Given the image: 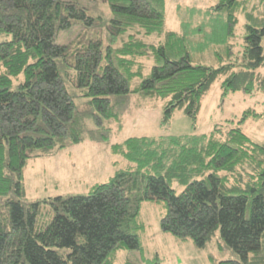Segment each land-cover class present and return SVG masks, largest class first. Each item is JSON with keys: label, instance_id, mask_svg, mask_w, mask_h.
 I'll list each match as a JSON object with an SVG mask.
<instances>
[{"label": "trees", "instance_id": "obj_1", "mask_svg": "<svg viewBox=\"0 0 264 264\" xmlns=\"http://www.w3.org/2000/svg\"><path fill=\"white\" fill-rule=\"evenodd\" d=\"M105 1L112 14L107 42L88 37L63 44L60 32L97 24L80 1L0 0V36L10 37L0 43V264H115L119 250L144 252L137 231L144 227L145 201L164 202L162 230L198 247L220 230L238 259L218 264H264V144L243 130L248 118L261 116L250 109L225 132L216 124L207 134L112 144L129 166L88 194L45 199L54 216L39 227L41 201H25L28 159L85 139L68 83L90 98L95 141L110 138L106 122L122 126L120 99L131 93L166 100L164 126L176 110L196 125L202 99L219 78L224 93L264 92V17L248 13L244 42L238 51L233 44L239 10L248 9L249 0L211 6L227 15L224 30L212 26L216 43L225 46L216 53L217 67L193 61L187 31L166 29V0ZM155 34L164 40L148 43Z\"/></svg>", "mask_w": 264, "mask_h": 264}, {"label": "rangeland", "instance_id": "obj_2", "mask_svg": "<svg viewBox=\"0 0 264 264\" xmlns=\"http://www.w3.org/2000/svg\"><path fill=\"white\" fill-rule=\"evenodd\" d=\"M76 1H80L88 8L90 15L97 18V24L91 29L79 25L71 30L62 31L57 41L70 44L74 40L82 41L88 37H103L107 42V25L112 18L108 3L105 0ZM216 4L217 0H166V29L180 34L187 31L192 41L190 48L197 53L193 55V61L217 67L222 59H219L216 53H222L225 46L216 43L217 35L211 33L212 26L216 25L220 31L224 30L227 15L211 10V6ZM248 13L264 17V0H249V8L239 10V20L233 37L235 51L241 48L247 34V25L251 23ZM199 26H207V31L201 33L198 30ZM204 37L207 41L202 42ZM9 38L5 35L0 36V43ZM163 40V35L158 34L147 38L148 43ZM229 42L231 43V40ZM223 61L228 60L224 58ZM150 68V64L146 66L147 75ZM259 72L264 74V66ZM222 79L215 81L203 97L196 125L184 111L176 110L169 123L163 126L166 100L131 93L120 99V108L123 112L122 126L119 128L115 120L106 122L111 128L110 138L106 141H95L90 137L98 130L90 112V105L87 104L90 98L84 97L66 78L68 89L82 114L85 139L80 143L52 150L42 156L33 155L28 159L23 170L25 201L28 204L41 201L39 227L48 224L54 216L51 204L45 203V199L88 194L96 183L108 181L116 171L126 169L130 163L112 153L111 145L122 143L130 137L207 134L216 124H222L225 132L230 126L237 125L243 113L250 109L261 116L248 118L243 124V130L253 141L264 144V92L254 90L224 93L221 89ZM238 172L244 174L245 170L240 167ZM166 211L164 202L143 203L140 221L144 227L137 233L144 252L139 249L119 250L115 264H125L127 260L137 264H218L224 260L238 259V255L222 239L220 230L212 236L205 247L196 246L191 238H179L163 231L161 219Z\"/></svg>", "mask_w": 264, "mask_h": 264}]
</instances>
